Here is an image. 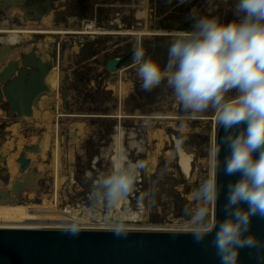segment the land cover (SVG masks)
<instances>
[{
    "label": "rangeland",
    "instance_id": "obj_1",
    "mask_svg": "<svg viewBox=\"0 0 264 264\" xmlns=\"http://www.w3.org/2000/svg\"><path fill=\"white\" fill-rule=\"evenodd\" d=\"M120 1L124 3L118 4ZM144 1L139 7L144 12H151V16L142 13L136 19L132 14H121L117 25H111L110 22L117 19L113 12L116 9L123 11V4L130 9L132 0H57L53 12L59 13L56 15L57 21L51 25L63 23L66 31L72 25L67 23L68 19L74 21L73 17H76L74 22L85 27L91 20L82 21L90 13L104 15L110 20L108 26L113 28L114 36L120 31V26H123V34H155L140 36L139 39L146 58L151 57L163 66L167 54L164 52L161 55L158 52L165 51V40L170 36L165 37L168 32L163 28L162 0ZM12 11L8 15L20 19L21 11L16 8H12ZM5 17V13L0 12V42L12 44L17 39V34L10 31L18 29L12 24L7 25ZM92 23L94 28L95 24ZM21 36L24 43L11 56L29 46L28 35L22 33ZM1 45L3 44L0 43ZM133 54L134 51L123 53L122 57L129 55L125 57L128 61L122 60L115 72L105 69V66L93 64L88 66L92 72L88 69L81 72L80 69L75 70L71 81V76L68 75L70 72L53 62L49 64V68L38 72L39 75L48 70L56 73V85L40 90L43 94L46 91L56 92L58 98L55 99V111L60 117L51 123L54 128L48 150L44 154H26L33 161L29 169L40 176L39 190L28 187L17 198L11 199L27 207V211L35 218L17 224L0 223V228L70 230L67 227L70 223H78V230L114 231L111 227L114 219L124 215L126 231L192 232L189 230L190 215L185 209L194 206V190L212 172V148L216 144L218 129L215 112L209 109L193 118L190 113L182 110L166 82L151 91L144 90L137 76ZM100 71L102 74H99ZM92 78L96 80L92 81ZM121 89L126 92L125 95ZM234 95V92L229 93L228 98ZM60 104L63 106L61 109ZM41 105L48 108L45 119L51 120L53 107L48 100H44ZM4 109L0 110V117H5ZM80 119H86L82 127L73 128ZM26 120L36 121L37 126L34 127ZM39 120L41 119H25L18 130L10 129V137L13 139L11 150L16 161L24 153V146L42 143L40 140H43L45 129ZM20 121L23 120H18ZM182 123L187 126L185 132L180 131ZM5 125L7 123L0 127L1 133L5 132ZM20 129L24 137H39L37 142L25 144L19 135ZM182 138L183 143L178 147V141ZM58 146L62 152L55 157L56 163L59 162L62 166L63 178H70L66 183L59 184L54 161ZM178 149L190 157L191 172L188 175L178 165ZM8 158L9 155L0 159L7 163ZM129 162L144 163L133 191L111 208L105 202L95 200L91 193L98 177ZM40 164L44 169H40ZM53 164L56 171H51ZM17 165L19 171L18 162ZM7 170L0 167L3 189L8 183ZM16 178L19 179L20 176ZM43 197L53 201V212L37 208L42 205Z\"/></svg>",
    "mask_w": 264,
    "mask_h": 264
},
{
    "label": "clouds",
    "instance_id": "obj_2",
    "mask_svg": "<svg viewBox=\"0 0 264 264\" xmlns=\"http://www.w3.org/2000/svg\"><path fill=\"white\" fill-rule=\"evenodd\" d=\"M234 19L193 15L190 30L172 33L167 60L162 66L134 50L133 62L141 87L151 91L166 82L184 112L193 118L209 109L226 135L212 148V172L194 190L189 213L190 231L197 242L210 236L219 264H238L248 249L264 264V239L252 232V218L264 220V0H236ZM235 95L228 98V94ZM185 124L180 125L184 132ZM183 143V138L177 146ZM225 176H237L226 185L224 218L218 220L215 205L225 185L218 183L220 152ZM143 162L120 164L95 182L92 197L109 208L125 199L139 177ZM124 215L111 227L117 234L127 229ZM71 231L78 223H70Z\"/></svg>",
    "mask_w": 264,
    "mask_h": 264
},
{
    "label": "water",
    "instance_id": "obj_3",
    "mask_svg": "<svg viewBox=\"0 0 264 264\" xmlns=\"http://www.w3.org/2000/svg\"><path fill=\"white\" fill-rule=\"evenodd\" d=\"M2 1L20 10L24 22L50 18L54 13L51 11L49 1L41 6V12L26 10L32 7L33 2L39 0ZM208 1L181 0L183 5L195 6L203 2L207 5ZM164 12L163 9V19ZM51 20L54 18L51 17ZM32 33L35 36L31 39V47L18 55L20 59L9 60L0 69V110L5 106L7 110L4 112L7 117L17 120L33 118L35 107L41 100V91L29 82L31 62L45 58L53 60L63 40L62 38L58 45L50 41L42 42L48 32L33 31ZM121 61V59H111L107 63V69L115 72ZM35 78H40L44 83L40 75H35ZM52 92L55 93V91ZM64 97H66L65 94ZM56 109L55 105L54 110ZM225 135L224 129L218 126L216 145L220 144ZM23 150L24 153L17 160L19 171L24 176L23 182L16 181L11 187L0 191L1 201L9 200L25 188L32 186L34 173L28 168L30 160L26 154L41 153V144L26 145ZM226 155L225 147L220 152V167L217 172L218 183L225 185L215 205V215L218 220L224 218L226 185L230 180L238 179L237 176L224 175L223 158ZM27 168L28 171L25 172ZM251 228L258 238L264 239V220L253 217ZM210 240L209 236L207 240L197 242L193 232L124 231L117 234L115 231L105 230L73 232L71 230L0 228V264H219L215 251L209 244ZM238 264H258V262L253 252L243 249L240 252Z\"/></svg>",
    "mask_w": 264,
    "mask_h": 264
},
{
    "label": "crops",
    "instance_id": "obj_4",
    "mask_svg": "<svg viewBox=\"0 0 264 264\" xmlns=\"http://www.w3.org/2000/svg\"><path fill=\"white\" fill-rule=\"evenodd\" d=\"M144 2H145L144 0H132V7L130 9H128L125 6V4H123L124 5L123 11L116 9V11L113 12V14L116 15L117 17L116 21L119 20L118 17L121 14L122 15L132 14L136 19H139L138 16L142 13L146 14L147 16H151L150 15L151 12H144L140 9L141 7H139V4L140 3L144 4ZM208 2L209 3L207 5H204L206 9H217L218 7L217 4H220L221 6L219 5V9H222V8L229 9L230 8L234 10L235 4H236V0H209ZM121 3H124V2H121V1L118 2V4H121ZM57 13L59 12H54L53 15L51 16L52 18H54V20H51V17H50V18H45L44 20H39V21L23 22L22 23L23 30L17 28L18 30L11 31V33H16L20 31L21 33L19 32L20 34H17V35H22V33H25L28 35L27 41L29 42V46L25 50L21 51V53L26 52L31 47L32 45L30 44V42H32L31 39H33V37L35 36L32 33L33 31L48 32L46 35L47 37L43 38L42 42L50 41L58 45L61 39L63 38L62 44L59 46V51L57 52V55L55 56V59H53L52 62L57 65L59 64V67L60 66L62 67L61 69H66L68 72H70V74L68 73V75L71 76L69 77L70 81L73 80L72 73L74 75L75 70L80 69L79 72H81V71H84V69L85 70L88 69L92 72L91 68L89 67H91L93 64L105 66L106 67L105 69H107V63L111 59L125 60V57L126 56L128 57L129 55L122 57V54L123 53L129 54L130 52H132L130 48L123 45V40L121 39L122 38L121 35L114 36L115 33L112 30L113 28L108 26L110 20H108L104 15L100 16V14H96L95 12H92L90 13L89 16L83 19L82 23L88 20H91V22H94L95 26L93 29H88L84 27L83 25L74 22L75 20H77L76 17H73L74 21H72L71 19H68L67 23H72V25H69L71 27H68L67 30L65 31V27L63 23L51 25L57 21V17H56ZM12 18L13 17L11 16V19ZM20 18H22L23 20V14L20 15ZM47 22H49L48 25L46 24ZM110 24L112 25V22H110ZM93 31H97V32H93ZM66 33H68L69 35H65ZM19 37L22 38V36H19ZM21 40H23V38ZM16 55L17 54H15L14 56L7 57V59L4 62L12 60ZM36 61L37 60L32 61L31 63L32 69H35V67L37 66ZM31 71H30L31 77L29 76V82L39 90L40 88H44L46 86L45 83H43L40 80V78L36 79L35 73L33 74ZM99 74H102V71H100ZM93 80H96V78H92V81ZM41 93L42 94H41L40 104L37 106V109L39 110L42 116L41 120L39 121L43 125L44 129L47 126L54 128L53 125L51 126V123L54 122L58 116L60 117V115H58V113L56 114V111L54 110L55 99L58 98V95L56 94V92L54 93L52 91H48V92L46 91L44 92V94L43 92ZM68 98L70 97L68 96ZM44 100H48L49 105L53 107V109H51V112L53 114L50 115L52 117L51 120L45 119L46 117L45 115L48 113V108L45 105L44 106L41 105L44 102ZM62 107L63 106L60 104L59 109H61ZM85 120L86 119L78 120L75 123V125H73V128L75 129L81 128L83 123H85ZM24 122H25L24 120L18 122V120L15 118H9L7 117V114H5V117H0V127H2L4 123H7L8 125V126L5 125L6 127H4L5 132L1 133L0 131V158L6 157L8 155L10 156L13 154L11 150V141L13 139L12 137H10V129L12 131H16V129L18 130V127L22 126ZM26 122L33 124L34 127L37 126L36 121L29 122L26 120ZM12 125L14 128L11 127ZM21 134H22V131L20 129L19 135L24 139L25 137ZM28 143L33 144L31 142H28ZM0 167H4L7 170L6 161H2L0 159ZM2 189L3 187L0 189V191Z\"/></svg>",
    "mask_w": 264,
    "mask_h": 264
},
{
    "label": "bare ground",
    "instance_id": "obj_5",
    "mask_svg": "<svg viewBox=\"0 0 264 264\" xmlns=\"http://www.w3.org/2000/svg\"><path fill=\"white\" fill-rule=\"evenodd\" d=\"M150 35H155V34H150V33H146V34H141L140 33H136V34H123L122 36V40H123V45H125L126 47L130 48L132 51H134L137 47H141L142 42L140 41L139 37L141 36H150ZM145 45V44H143ZM158 53H161V51H159ZM55 59V58H54ZM35 61V60H33ZM53 60H47L46 58L44 60H37V66L35 67V69H32V73L35 75H39V71H41V69H43V71L47 68H49V64L52 63ZM32 63V62H31ZM32 66V65H31ZM43 75H40L43 80L44 83L46 85V88H53L56 83H57V76L56 73L48 70L44 73H41ZM121 92L123 95L126 94V92L121 89ZM42 116L40 115L39 110L37 109V107H35V111H34V117L29 119H41ZM25 120V119H24ZM185 131H187L185 129ZM184 131V132H185ZM52 132H53V128L50 126H47L45 128V132H44V136H43V140H40L42 143L41 144V153H45L48 150L49 147V143H51V139H52ZM39 137H37L36 135L30 136V137H25L23 139V142H25V144L27 142H31V143H36ZM22 144V143H21ZM61 148L60 146H58L57 150L54 153V161H55V165L57 167V172H58V179H57V183H66L67 181H69V177L63 178L62 175V166L60 165L59 162L56 163L55 157H58L59 155H61ZM30 159V165L29 167L32 165L33 161L31 157H29ZM59 160V158H58ZM190 157L188 154L184 153L181 149H178V165L180 166L182 172L186 175H188L191 172V166H190ZM7 165H9V170H7L8 172V183L6 184L7 187L4 189L9 188V186L11 187L14 182L19 181V182H23V174L21 172L18 171V165H17V161H16V156L15 155H10L8 158V162L6 163V168ZM39 166V165H38ZM28 167V168H29ZM28 168L25 172L28 171ZM40 169H44V167L40 164ZM51 171H56L55 170V166L54 164L51 167ZM34 173V172H33ZM19 179H17L16 177H19ZM40 176L39 174H33L32 176V186H30L29 188H32L33 190H39L40 186ZM3 187V184L0 182V189ZM36 187V188H35ZM2 189V190H4ZM1 190V191H2ZM23 191H21L18 195L14 196L12 194V197L14 196L15 198H17ZM12 199V198H11ZM11 199L9 200H0V223H6V224H17V223H22L28 220H31L33 218H35L34 215H31L28 211H27V207L19 205L18 202L16 203L14 200L12 201ZM16 200V199H15ZM55 207L54 203L52 200L48 199V197H43V202L41 206H38L37 208L40 211H47V212H53V208Z\"/></svg>",
    "mask_w": 264,
    "mask_h": 264
},
{
    "label": "flooded vegetation",
    "instance_id": "obj_6",
    "mask_svg": "<svg viewBox=\"0 0 264 264\" xmlns=\"http://www.w3.org/2000/svg\"><path fill=\"white\" fill-rule=\"evenodd\" d=\"M51 6V11L53 12V9L55 7V4L57 3V0H39V1H35L32 3V7L26 9L27 12H41V6L45 3H48ZM164 2V19H163V28L164 30H166L168 32V34H165V37H169L166 38L165 40V53L167 54V49L169 46V42L172 38V33L176 32V31H181V30H188L191 29L192 24H193V15L196 16H216L219 17L221 22L227 23L230 22L234 19V15H233V9H219V5L217 4L218 7L217 9H206V7H204V5H206V2H203L202 4H200L199 6H195V5H188L185 4L183 5V3L181 2V0H162L161 4H163ZM179 7V8H178ZM12 8H15L14 6H8L5 1L0 0V12H4L6 15V19L8 20L7 25H13L16 28L21 29L22 28V24L20 23V21H22V23L24 22V20H22V18L18 19L15 16H12L13 18L11 19V16L8 15L9 12H13ZM17 9V8H16ZM32 15H34V13H32ZM2 20V18H0V21ZM1 25V23H0ZM6 25V23H5ZM20 31L16 32L15 34H20ZM8 33V32H7ZM11 33V31H10ZM14 34V33H13ZM17 39L12 43V44H8L10 42H0L3 45L0 46V69L3 68V66H5L6 62H4L7 57L11 56L12 52L18 50L20 48V46L24 43V41L22 42V38H20L19 36L21 35H16ZM11 37V35H10ZM9 37V38H10ZM20 41V42H18ZM15 43H19V44H15ZM32 42H30L31 44ZM15 44V45H14ZM21 53V51L19 53H17V55L12 59V60H18L20 59V57L18 56ZM22 54V53H21ZM5 108V109H4ZM2 109H4L5 111L7 110V108L5 106L2 107Z\"/></svg>",
    "mask_w": 264,
    "mask_h": 264
},
{
    "label": "built area",
    "instance_id": "obj_7",
    "mask_svg": "<svg viewBox=\"0 0 264 264\" xmlns=\"http://www.w3.org/2000/svg\"><path fill=\"white\" fill-rule=\"evenodd\" d=\"M115 16H116V15H115ZM111 22H112V25H117V21H116V19L112 20ZM85 27L88 28V29H91V28H93V23H92V22L86 23V24H85ZM119 29H120V31H119V32H116V34H117V35H123V33H124V32L122 31V30H123V26H120ZM80 32H82V31H80ZM91 32H92V31H91ZM93 32H97V31H93ZM66 34H67V33H66ZM132 34H136V33H132Z\"/></svg>",
    "mask_w": 264,
    "mask_h": 264
},
{
    "label": "trees",
    "instance_id": "obj_8",
    "mask_svg": "<svg viewBox=\"0 0 264 264\" xmlns=\"http://www.w3.org/2000/svg\"><path fill=\"white\" fill-rule=\"evenodd\" d=\"M165 51H161V53H162V55H163V53H164ZM166 54V53H165ZM127 57V56H126ZM128 60H125V62H127Z\"/></svg>",
    "mask_w": 264,
    "mask_h": 264
}]
</instances>
